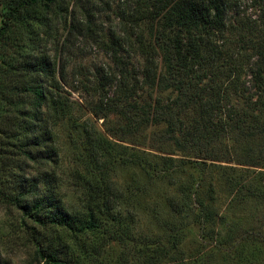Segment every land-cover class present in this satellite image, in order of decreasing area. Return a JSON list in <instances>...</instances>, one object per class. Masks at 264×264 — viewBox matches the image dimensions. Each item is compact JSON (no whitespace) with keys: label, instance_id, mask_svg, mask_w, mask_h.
I'll list each match as a JSON object with an SVG mask.
<instances>
[{"label":"rangeland","instance_id":"rangeland-1","mask_svg":"<svg viewBox=\"0 0 264 264\" xmlns=\"http://www.w3.org/2000/svg\"><path fill=\"white\" fill-rule=\"evenodd\" d=\"M19 1L0 0V165L49 168L67 213L80 205L82 178L112 189L100 229L55 232L74 249L68 263L118 264L128 250L126 264H264V0H227L223 27L201 31V57L174 73L156 20L137 12L157 0H55L15 14ZM35 57L55 62L59 88L79 100L77 117L55 121L44 104L36 119L20 90L35 81L24 68ZM121 62L136 92L121 110L105 109L99 95L118 86L100 90L98 78L119 77ZM217 90L213 114L207 98ZM165 105L179 117L176 131L153 118ZM93 128L100 140L83 132ZM38 131L45 137L29 151L49 165L21 164L18 143ZM21 219L0 198V264H48Z\"/></svg>","mask_w":264,"mask_h":264},{"label":"trees","instance_id":"trees-1","mask_svg":"<svg viewBox=\"0 0 264 264\" xmlns=\"http://www.w3.org/2000/svg\"><path fill=\"white\" fill-rule=\"evenodd\" d=\"M54 1L20 0L12 7V11L16 14L20 8L30 7L38 3H43L48 7ZM226 1L157 0V3L148 8L145 7L147 8L145 10L141 9L139 5L137 12L141 14V19H149L151 22L156 20V24L159 25L157 39H166L165 46L170 52L169 62L174 73V67L176 69L177 67L185 68L191 59L201 57L200 52L202 49L196 44V41L200 39L199 34L201 31L203 32V30L208 28L218 30V28L223 27L222 13L224 12ZM3 29L4 23L3 26H0V35ZM167 29L169 32L166 31ZM144 48H146V54H148L146 62H149L145 69V74L152 76L153 82L154 73L149 74V72L155 68V48L153 45L144 46ZM54 63L53 60L45 57L27 59L25 63L24 68L34 73L35 81H21L20 90L23 94L28 95L32 104H34L37 120L44 104L52 112V117L55 121L77 117L81 111L78 106L79 100L72 98L71 92H65L59 88V80L54 75ZM121 63L117 65L120 70L119 77L116 78L114 73H112L109 76L104 75L98 78L97 85L100 86V90H103L104 87L118 86L115 87L116 91L107 89L105 95H99L101 106H104L105 109L121 110L122 108L118 105L119 100L129 102L136 92L135 88L131 87L129 83V74L126 66L123 62ZM175 77L177 78L176 72ZM43 80H48L49 86L52 88L50 91H45L42 88L41 82ZM215 92L214 94L208 93V96H212L211 100L207 98L210 101L208 108L213 109V114L217 109L215 99L218 98V101L221 99L220 90H217L218 97L215 96ZM207 99L204 98V100ZM262 111H264V105ZM155 112L156 114L153 115V118L165 120L169 124L170 129L176 131L180 120L179 117L172 113L171 107L166 105L159 106ZM29 128L32 129L33 127L30 126ZM83 132H85L89 140H91L90 138L100 140L94 128L91 131L83 129ZM25 136L27 138L18 143L17 148L19 150H16L19 153L21 164H25V160H32L36 162L38 167L49 165V158L46 155L33 159L29 151L38 145L40 138L43 139L45 135L43 137L41 131H38L33 135L26 134ZM23 148H26V150ZM14 165H0V198L6 203H14L19 206L22 223L36 247L35 255L48 264H69L68 262L73 255L74 249L72 246L70 247L69 242H62L55 235V232L65 231L74 235H82L86 232L94 233L100 229L103 222L102 219H105V216H108L114 209L113 196L110 195L112 189L105 187V182L98 177H90L88 178L89 180L82 178L79 182L82 195L80 205L71 213H67L62 204V199L55 190V182L50 176L51 171L49 168L39 169L41 172L37 171L38 173L36 171L18 173V168L21 165L19 166L15 162ZM53 238L56 239L54 240ZM128 256V250H124L119 255L117 263L126 264ZM90 264L94 263L90 262Z\"/></svg>","mask_w":264,"mask_h":264}]
</instances>
